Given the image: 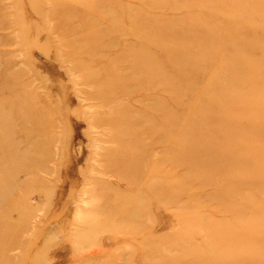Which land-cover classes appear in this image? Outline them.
<instances>
[{"label": "rangeland", "instance_id": "obj_1", "mask_svg": "<svg viewBox=\"0 0 264 264\" xmlns=\"http://www.w3.org/2000/svg\"><path fill=\"white\" fill-rule=\"evenodd\" d=\"M0 264H264V0H0Z\"/></svg>", "mask_w": 264, "mask_h": 264}]
</instances>
